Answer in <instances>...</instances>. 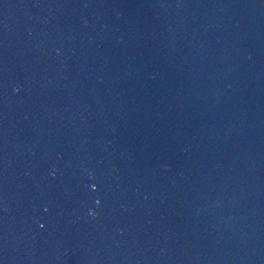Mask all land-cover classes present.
I'll use <instances>...</instances> for the list:
<instances>
[{"label":"water","instance_id":"1","mask_svg":"<svg viewBox=\"0 0 264 264\" xmlns=\"http://www.w3.org/2000/svg\"><path fill=\"white\" fill-rule=\"evenodd\" d=\"M0 264H264V0H0Z\"/></svg>","mask_w":264,"mask_h":264}]
</instances>
